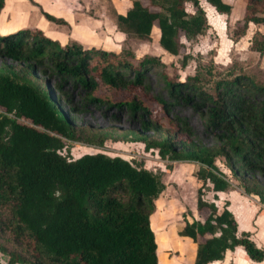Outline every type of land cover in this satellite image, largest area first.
Segmentation results:
<instances>
[{
    "label": "trees",
    "instance_id": "obj_1",
    "mask_svg": "<svg viewBox=\"0 0 264 264\" xmlns=\"http://www.w3.org/2000/svg\"><path fill=\"white\" fill-rule=\"evenodd\" d=\"M131 1L125 14H113L118 29L149 40L156 27L159 44L170 55L181 54L182 37L196 39L208 28L200 0ZM207 2L219 14L231 13L224 0ZM246 2L238 37L249 24L264 27V0ZM3 8L1 0L0 13ZM252 48L264 52L263 34L253 37ZM0 55L25 64L0 67V252L9 257L7 264H160L151 218L166 188L161 176L102 152L69 159L61 154L64 140L93 147L109 140L142 143L162 159L199 164L196 205L208 214L186 220L178 230L197 246L194 264L221 261L238 246L252 261L264 260L252 234L239 231L230 202L217 204L218 193L227 192L231 183L216 164L223 158L243 192L264 204L256 179L264 175L263 82L236 75L218 80L209 92L195 76L181 81L164 74L165 99L151 95L146 82L147 71L162 66L156 57L135 61L81 44L63 46L36 28L0 34ZM47 64L53 75L82 88L87 102L138 115L140 129L92 133L78 128L73 112L62 106L61 93L51 92L36 76ZM176 106L200 112L218 145H201L186 119L170 116ZM206 191L215 193L214 201Z\"/></svg>",
    "mask_w": 264,
    "mask_h": 264
},
{
    "label": "rangeland",
    "instance_id": "obj_2",
    "mask_svg": "<svg viewBox=\"0 0 264 264\" xmlns=\"http://www.w3.org/2000/svg\"><path fill=\"white\" fill-rule=\"evenodd\" d=\"M3 1L4 8L0 13V34L2 36L15 30L36 28L63 46L81 44L86 48L114 52L122 58L135 61L156 57L161 61L162 66L146 73V82L153 96H163L167 99L164 74L170 77L178 76L181 81L188 76H195L209 92L218 80L242 74L264 83V52L252 48L253 37L257 33L264 35V27L249 24L244 35L240 37L237 35L240 30L237 22L245 15L247 0H224L232 7L229 15L219 14L207 0H200L207 15L208 28L196 39L188 41L182 37L181 40L185 47L177 56L170 55L160 46V31L156 27L149 40H140L118 29L113 14L115 11L125 14L132 5L131 0ZM186 9L189 13L193 12L191 4H187ZM44 13L59 18L63 22H52L45 17ZM185 57L187 58L184 65ZM4 65L15 66L18 69L25 67L23 63L0 55V67ZM49 66L47 64L40 67L36 76L47 83L51 92L61 93L62 106L73 112L78 128L92 133L102 130L140 129L138 115L131 116L125 109L120 110L97 102H87L85 91L82 88L53 75ZM0 112H4L1 107ZM170 116L186 119L193 130L195 139L201 145L207 147L218 145L207 121L194 108L172 107ZM19 122L31 125L25 119H20ZM64 141L65 148L61 154L69 159H78L85 154L102 152L109 156L122 157L136 167H144L159 174L166 188L158 199L164 206L163 212L167 220L175 227L177 233L186 220L193 222L207 216L208 210L200 212L196 205L197 190L201 182L194 174L199 164L162 159L157 150H147L142 143H116L109 140L102 147H93L82 142ZM216 164L231 183L227 192L218 193L221 202L217 204L221 206L223 201L229 200L230 210L239 222L241 230L251 231L255 228L258 230L256 235L258 241L264 242V214L262 213L260 221L254 220L259 210V202L254 198L259 201L258 197L249 196L243 192L240 181L232 176L223 158H218ZM256 179L259 187L264 189V175H256ZM214 196L213 191H206L208 200L214 201ZM156 208L158 210L157 202ZM196 248L197 246L194 248V254ZM194 254L192 259L185 258V261L192 264L190 261H193ZM163 255H168L170 264L173 261L172 264L179 263L181 259L180 252L174 248L165 250ZM8 260L9 257L0 252V264H7Z\"/></svg>",
    "mask_w": 264,
    "mask_h": 264
},
{
    "label": "bare ground",
    "instance_id": "obj_3",
    "mask_svg": "<svg viewBox=\"0 0 264 264\" xmlns=\"http://www.w3.org/2000/svg\"><path fill=\"white\" fill-rule=\"evenodd\" d=\"M159 199L157 200L158 210L151 218L152 229L155 232L156 241L159 245V262L160 264H170L168 255H163V252L170 248H174L178 250L181 255L180 262L176 264H189V262L187 263L185 261V258L189 260L193 258L195 244L191 239L178 235L175 227L167 220L168 218L165 212H163L164 206ZM172 263H174V261Z\"/></svg>",
    "mask_w": 264,
    "mask_h": 264
},
{
    "label": "crops",
    "instance_id": "obj_4",
    "mask_svg": "<svg viewBox=\"0 0 264 264\" xmlns=\"http://www.w3.org/2000/svg\"><path fill=\"white\" fill-rule=\"evenodd\" d=\"M221 193H224V192H221ZM255 197H257V196H255ZM254 200L257 201V202H259V210H258L257 215L255 216V219H254L255 221L258 222L262 218L261 216L264 214V207L263 208L261 207V206H264V205L262 203H260V201H258L256 198H254ZM229 209H231V205L229 206ZM238 224H239V222H238ZM239 231H245V230H241L240 224H239ZM248 232H250L252 234V239L254 240V242L259 247H261V248L264 249V242L258 241L257 236H256L257 233H258V230H256L255 228H252V230L251 231H248ZM195 246H196V244H195ZM195 255H196V252L194 254L193 261H191L192 264H194ZM210 264H264V260L262 262L252 261L248 257V255L246 254L244 248L242 246H238L234 250H228L226 252L225 258L223 260H221V261H214V262H212Z\"/></svg>",
    "mask_w": 264,
    "mask_h": 264
}]
</instances>
